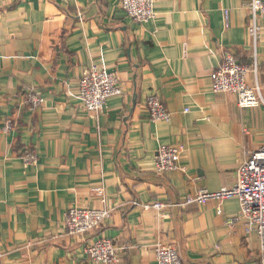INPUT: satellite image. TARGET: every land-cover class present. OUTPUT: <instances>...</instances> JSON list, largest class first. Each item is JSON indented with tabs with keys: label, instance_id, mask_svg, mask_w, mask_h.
<instances>
[{
	"label": "crops",
	"instance_id": "1",
	"mask_svg": "<svg viewBox=\"0 0 264 264\" xmlns=\"http://www.w3.org/2000/svg\"><path fill=\"white\" fill-rule=\"evenodd\" d=\"M249 5L155 0V19L139 24L119 0H0V264H93L84 251L100 237L120 264H156L159 243L176 246L184 264H260L258 235L228 224L237 198L177 206L234 187L245 156L264 147V104L238 108L212 91L222 57L251 68L256 54L264 100V20L255 46ZM92 65L124 88L98 114L79 98ZM151 94L170 123L148 118ZM176 144L179 170L157 173L159 147ZM154 203L165 208L143 209ZM73 207L110 217L91 234L65 235Z\"/></svg>",
	"mask_w": 264,
	"mask_h": 264
},
{
	"label": "built area",
	"instance_id": "2",
	"mask_svg": "<svg viewBox=\"0 0 264 264\" xmlns=\"http://www.w3.org/2000/svg\"><path fill=\"white\" fill-rule=\"evenodd\" d=\"M121 9L126 15L139 24H147L155 19V0H119ZM252 26L249 35L255 46L261 30L259 21L264 20V0H249ZM230 13L225 11V26H230ZM253 65L247 68L237 61L231 53L221 59V64L213 78L212 91L214 94L233 95L237 98L238 108L255 107L264 104L263 93L258 80V58L254 54ZM254 74V79H251ZM124 95V88L119 77L108 72L99 65H92L84 74L79 85V98L88 113L102 112L107 102ZM33 108L38 109L43 104L40 94H35L28 100ZM145 110L150 121L154 123H170L171 113L156 94L147 97ZM13 129L12 122H7L4 131ZM184 152L180 144L161 145L156 154V170L159 174L179 170V158ZM26 163L36 165L38 157L29 151ZM237 198L240 212L237 217L228 221L229 225L245 223L247 235L256 233L260 240V264H264V147L256 152L247 154L236 173V183L231 189H223L219 193L201 191L195 197H188L185 206L193 203L205 204L209 201H223ZM165 206L161 203L144 205L145 211L161 212ZM110 212L104 209H82L73 207L65 215V235L85 236L97 230L108 218ZM85 255L93 264H120L119 249L114 242L105 237L90 242L85 248ZM156 264H184L179 249L174 245L159 243L155 247Z\"/></svg>",
	"mask_w": 264,
	"mask_h": 264
}]
</instances>
